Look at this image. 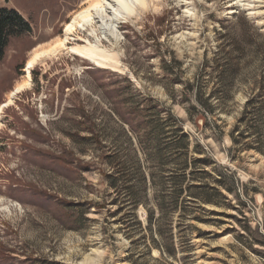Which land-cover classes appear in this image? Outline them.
I'll use <instances>...</instances> for the list:
<instances>
[{
  "label": "rangeland",
  "instance_id": "374dc122",
  "mask_svg": "<svg viewBox=\"0 0 264 264\" xmlns=\"http://www.w3.org/2000/svg\"><path fill=\"white\" fill-rule=\"evenodd\" d=\"M88 2L0 0L32 26L0 59V264H264V151L258 135L245 151L231 150L229 137L246 127V101L264 98V0H155L121 21L116 37L94 29L126 71L66 51L38 62L31 86L10 103L34 49L61 37ZM90 30L78 28L70 42H96ZM232 44L245 48L232 54L233 98L223 104L215 68ZM199 92H213L210 111ZM262 118L264 139V110ZM144 121L161 126L156 136L137 126ZM171 123L192 135L191 151L166 149ZM184 160L192 166L177 163ZM183 170L196 179L179 188L169 177ZM226 171L231 190L221 182ZM201 180L204 189L191 185ZM176 188V206L158 209ZM205 192L215 203L195 197Z\"/></svg>",
  "mask_w": 264,
  "mask_h": 264
},
{
  "label": "trees",
  "instance_id": "16d2710c",
  "mask_svg": "<svg viewBox=\"0 0 264 264\" xmlns=\"http://www.w3.org/2000/svg\"><path fill=\"white\" fill-rule=\"evenodd\" d=\"M251 28L257 30V28H255L254 26H251ZM31 32H32L31 23L27 21L19 11H17L16 9L8 8V7L0 8V59L4 57L5 50L10 44L11 40L24 38L27 35L31 34ZM226 37L229 38V34ZM243 37L244 38H241L242 41L245 40V42L247 43L250 42L251 40L250 34H247V35L243 34ZM253 37L255 36L253 35ZM244 48L243 46H240L239 48H235L234 44H232V46L225 48L224 52H218V56H220V58L222 59V63L220 64L221 67L217 66V68H215V70L219 68V72H218L219 81H218V88H217L218 89L217 94L219 95V98H217L218 102L226 104L228 101H231V99L233 98L231 96H232V93L234 92V80H235L234 73H235L238 63H237L236 57H233L232 54L233 53L237 54L239 51H242ZM226 49H229L228 52ZM190 89H193V84L190 85ZM200 92L197 94L198 95L197 102L200 105H203L207 111H210L211 105L209 104L213 100V99H210L212 97L213 92L206 99H202ZM187 110H188L189 115L193 117L197 112H199L198 105L196 104H191V106ZM263 110H264V98H262V95L261 96H251L246 101L245 108L241 112V117L239 120V122H241V124L246 127L243 128V130H240L241 128L240 125H236V127L230 132L229 137L232 142L231 150L235 149L236 151H245L247 149H256L254 148L253 145H251L252 144L251 142H246V140L252 136L258 135L259 137L258 138L256 137V139H259L257 141L260 143V148L257 147V150L261 152L264 151V148L262 145L264 143V139L261 138L260 137L261 135L259 134L261 133L260 125H262V122H263V118H262ZM248 121H251V122L247 123ZM139 125L147 133L149 132L155 133V134H152V136H156L158 133L157 131L161 129V126L158 125L157 123L154 125L153 123L151 124L149 122L147 123L146 121H144V122H141L140 124H137V126ZM89 131L94 133L95 131L94 126L91 127ZM168 133L170 136L169 142L166 145L167 146L166 149L168 151H171L173 153L178 152L179 150H183L185 151V153L191 151L190 149L192 148V145H193L192 135L189 132H186L184 130V127L181 124L177 126V128H175V126L171 123L170 130ZM146 137L147 139H146L145 144H149L151 140L149 139L148 134ZM159 140L160 139L158 136L156 141H159ZM237 145L239 147H237L236 149ZM147 148L149 149V147ZM193 149L198 150L200 153L202 152L205 153V150H203V146H201L198 143L194 145ZM143 150L145 152V149ZM147 152L150 153V150H147ZM210 158L211 157L207 155V156H204L203 158L198 159L197 162L207 163V161ZM179 162L181 163L182 166L185 167V169H188L189 166H192L191 162H188L187 164L186 160L178 161L177 163ZM184 171L185 170H183V174L182 173L177 174L178 172L174 171L173 174L170 175L169 178L173 183H175L176 187L181 188V184L184 182V179L185 181H188V180L195 181L196 179L195 177L188 176L186 173L187 171L185 172L186 174L184 173ZM113 176L114 175H111V176L109 175L110 178H113ZM222 179L223 180H221V182L227 185L228 189L231 190L235 182L233 175L229 171H226L225 175L222 176ZM201 181L203 182H201L200 184H191V185L204 189V187L207 185V181H204V180H201ZM181 191H182L181 189H177V188L172 190L171 191L172 192L171 201L165 202L164 200H162L161 202L158 203V209L163 211L166 209L174 208V206H176V202L178 201L180 197L179 194L181 193ZM196 195L197 196L195 197L202 199L203 202L205 201L207 203H215V200L212 197V195L208 193L206 194V192L203 194H196ZM137 205H138V201H137V204H135V206ZM147 212H148V225L149 227H151L154 225L156 215H155L154 210L148 207H147ZM195 219L197 221L204 222V223L206 221V220H202V218L198 216H195ZM160 233L162 234L161 228H160Z\"/></svg>",
  "mask_w": 264,
  "mask_h": 264
},
{
  "label": "bare ground",
  "instance_id": "6f19581e",
  "mask_svg": "<svg viewBox=\"0 0 264 264\" xmlns=\"http://www.w3.org/2000/svg\"><path fill=\"white\" fill-rule=\"evenodd\" d=\"M155 0H89L87 5L79 9L71 17V20L66 23L63 34L48 46H42L34 49V53L28 59L25 67V79L17 85V87L10 93L9 102L13 100V94L22 91L32 84V71L35 65L51 56L63 54L70 51L76 55H80L93 64L105 68H112L119 72L126 71L125 64L122 63L119 53L114 49L103 47L101 39L95 33V27L98 26L103 33L108 29L112 36L119 34V24L123 20H128L138 15L141 10H147L152 6ZM157 2V0H156ZM90 27V34L97 36V41L92 43L89 40L86 43L73 44L70 42L74 33L80 29ZM1 111V109H0ZM1 118V115H0Z\"/></svg>",
  "mask_w": 264,
  "mask_h": 264
},
{
  "label": "snow or ice",
  "instance_id": "6c2138e0",
  "mask_svg": "<svg viewBox=\"0 0 264 264\" xmlns=\"http://www.w3.org/2000/svg\"><path fill=\"white\" fill-rule=\"evenodd\" d=\"M103 2L106 3L107 0H103ZM118 2H121L122 3V2H124V0H118ZM138 2H139V0H138Z\"/></svg>",
  "mask_w": 264,
  "mask_h": 264
}]
</instances>
